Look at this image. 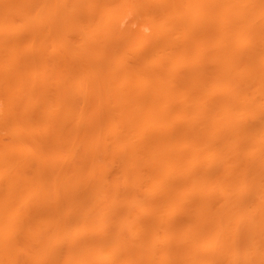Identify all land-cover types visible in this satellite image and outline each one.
<instances>
[{"label": "rangeland", "instance_id": "rangeland-1", "mask_svg": "<svg viewBox=\"0 0 264 264\" xmlns=\"http://www.w3.org/2000/svg\"><path fill=\"white\" fill-rule=\"evenodd\" d=\"M198 1H199V4H198ZM239 1L240 0H238V2ZM241 1L244 2L245 0H241ZM252 1L253 0H249V2L247 1L248 2L247 4L245 2V4H246V5L244 4L245 6L249 5V7H246V8H248V10L246 9L247 11H245V7H243L244 6L243 3H242L243 6L240 4L245 12L243 11L242 8H238L240 6V5H238L240 2L238 4H236L235 7H237L239 11H240V9H242L240 11V13L245 14L244 18H243L244 15L240 14L241 15L240 18H242V20H244V22H242L240 24V27H241L243 32L241 31V29H239L240 32H237V31H239L238 28L236 27L237 25L233 24V26L235 25V27L237 28L236 32L239 33V36L234 34V37H233L232 36L233 32H231L230 33L231 35L229 34L230 37L225 38L226 41H224L223 40L224 38L222 37V40H223V42H222L221 37L218 38L220 34H222V36L224 35L223 34L224 30L222 27L221 28H222L223 32L221 31V29H219V30L217 29L219 31V33H220V31H221V33L218 35L216 33L213 34L211 36L213 39H211V37L208 39L209 36H206V35L204 36L200 33H194L196 35L194 36V34H193V36H191V34L187 33L186 30H184V29H183V31H185V32H182V30L173 29L172 23L170 22L171 19L169 18V15H168V13L170 14V12H172V9L174 10V9L180 8L181 6H182V8H183V6L184 7H193L197 3L196 6L199 7L198 8L199 12L201 11L204 16H207L208 14H210L208 11H211L210 8L212 7L213 3L215 4L217 2V0H0V197H1L0 205H3V203L4 204H9V203L13 204L14 203L15 206L19 207V210L16 211V213L11 214V216H12L11 220H10L11 224L3 225L4 223L2 222V225H1L2 227L4 226V228L2 230L6 231V232H8V231L10 232V230H12L13 233L16 232L15 235H17V239H19V240L16 239L17 243L14 244L15 246H18V247H16V249L12 252L13 260H14L12 262H14V263L10 262L9 264H23V263L24 264H32V263L33 264H74V263L75 264H78V263L81 264L80 259L82 256L86 255V253H87L86 250H88L87 248H90L91 246H93L94 241L96 242V239L93 238L94 237L93 236V229H95L94 230L95 235H97L98 232H100L101 234H104V235L118 232L119 237H123L125 239L124 243L128 244L129 246L131 245L132 241L135 238L133 235L134 230L131 229L132 227L131 228L128 227L131 224L129 218L134 217L132 215H135V214L137 215V212L139 215V210L136 208L138 205H135L134 203H135L136 199H140V194H141V192H140L141 187L140 186L144 185V183H143L144 180H142V178H139L144 173L143 172L144 170L141 169V167L143 168L144 165H143V163L138 162V160H135V161L129 162V164L132 165V166H130V165H128V162L125 159L123 160L122 158L114 157V155L112 153L116 154L115 151H117V150H115L116 148L113 146L117 147V144L113 145V143H111L113 145L112 148H115V149L111 148L110 152L107 151L110 155L106 152H105L106 154L104 153L105 149H103V148H105V147L103 146V144L107 138L104 139L103 137L105 135H106L105 137H108V135H110V134L112 135V132L108 131V128L111 127V125H109V124H112V121H110V123L108 121L109 124H107L106 120H109L110 116L114 115V114H112V115L110 114L108 117L109 119H107V116H108L107 110L112 107L111 105L110 106L106 105V103L109 104L108 101L110 99V97H108L107 95H109V96L112 95L113 96V97L111 96L112 100L114 99V96H115V94L112 92V86L110 83V80L112 79L111 77L116 75V77H113V80L115 79L114 80L115 84H118V83L122 84V82H121L122 78H128L130 81L127 80L128 81L127 83L131 84L132 86L138 84L140 81H143V79L145 82V80H147V81L150 80V79H147L149 77H153V78L156 77V78H154L153 81H151V83L155 86V88H157V87H162V85L164 83L163 80L162 81L159 80L160 78L161 79L164 78V80L166 81V80H168L166 78L167 77L169 78L170 76H172L173 73H174V76H173L174 78H178L179 76H181L183 78L184 76H187V74L189 72L194 71L193 73H195V74H192L193 77H194V75L196 77V73H198L197 77H199V78L196 77V79H194V80H191V81L188 80L189 82H187V80L181 81L178 84L179 86L177 85L175 88L177 95H180V96L183 94L186 95L189 92H191L193 89H195L199 83H200L199 85H201L203 82L207 83L208 88H211L213 85V84H211L212 80H209L210 82H206L205 80L209 79V76H207V73H206V71H207L206 69H208L210 67L209 65L212 64L211 65L212 67L214 65L213 63H210V60H211L210 55L214 54L215 57L217 56L215 54L217 49L215 50V48H214L215 52H213L214 51L213 47H216V42H217L216 48H219V46H221L222 44H224V46H225V42H226V45H228L229 42L227 43V41L230 40V45L233 44L231 42H234V43H235V41L237 42V48H236L237 51H235L236 49H234L236 43H235L234 47H232V45H231L232 48L230 51L231 52L230 57L234 58V62L231 63V61H233V59H232V60H230V63H231L230 64L228 62L229 60H227L228 58L225 61L224 58L227 56L223 55L222 53H225V52L228 54H230V53L225 51V50H224L225 52L224 51L221 52L219 50L220 48L218 49L219 51L217 50L218 51L217 54H219V52H220L223 55V56H221L222 59H220V54L218 55L219 57H216L217 60L215 59L217 62H218V60H220V61L224 60L226 62V63L224 62L225 64H227V62H228V64H227L228 66H227L223 62L219 61L220 64L222 63L221 65H223L224 68H225V66L227 67L229 72L225 71V69H223L222 66H221L222 70H218V67L220 66V64L218 66V63L216 65H214V67L216 66L214 70L209 68L210 69L209 71L213 70L215 72L216 69L220 72L224 71V72H221L224 74V75L222 74L223 77L224 76L225 77L230 76L228 74V73H230L233 76V77H231L232 79H230V80H232L231 84L234 82L232 84L233 87L238 88V89H234V88L233 89L235 91H237V93L240 90V92L242 93V96L244 98L248 97L252 102L255 99L257 101L258 93L260 92L259 91L260 87L258 86L259 87L258 91H257V89H255V87H251L254 83H252L253 81L250 82V79L248 80V78H250L249 75L251 73H253V75L251 74L253 77L250 75L252 78H256V75L258 77L259 76V74H258L259 70H261L260 72H262L264 74V72H263L264 71V32H262L263 34L261 33V29L264 30V26L261 27L262 25H264L263 24L264 22H262V19L260 18L261 16L262 17L264 16L263 15L264 14L263 13L264 12L263 11L264 10V0H254L258 4H256L254 1L253 2ZM255 4H256V8L259 5H260L259 6L260 8L259 7L257 9L254 8ZM252 5H253V7H252ZM258 9L259 10L261 9L262 14L260 13V11ZM236 10H234V11H236ZM255 10H257L258 12ZM257 14H259V15L261 14V15L257 16ZM233 15H234V17H232L233 19L239 17V13H238V17H235V15H237V14H233ZM166 16H168L167 19H166ZM163 17L166 20L165 19L163 20ZM253 17H255V18H253ZM168 18L170 20H168ZM233 19H232V23H236V20L234 22ZM253 19L255 21H253ZM259 19H261V21ZM238 20H240V19H237V21ZM253 22H255V23L253 24ZM202 23L204 24L203 26L206 25V21L202 20ZM261 23H262V25H259ZM236 24H239V23L237 22ZM250 24H252V25H250ZM242 25H243V28L246 29V31L242 28ZM248 25L252 28L255 26V29H257V27L260 26V30L257 29L259 31L260 35L258 32L256 35L255 29H252L255 32L254 33L255 35L252 34L253 31L250 29V27ZM198 26H199V24H198ZM233 26L231 28H228V30L226 29V31H229V32L231 30L233 31V29H235V27L233 28ZM244 26L245 27L248 26L249 27L248 30H251L252 32L250 31L251 32L250 33L247 30L248 27L245 28ZM200 27H201V25H200ZM229 29H231V30H229ZM91 31H93V32H91ZM229 32H226V34L228 35ZM234 33H235V30H234ZM245 33H247V34H245ZM251 34H252V36H251ZM245 35H246V37H245ZM236 36H238L239 38H237ZM243 36H244V38H243ZM258 36H259V39H258ZM240 37L242 38V41H241ZM252 37L254 39H257V40H254ZM157 39H162V41L160 40L161 44L158 46V48L156 47L157 48L156 49V48H154L155 47L154 45H156ZM201 40H203V41H201ZM259 40L260 41L263 40V41H261V43H263V45L262 44L260 45L259 43H257V42H260ZM238 41L241 42V46H243V48L245 47L244 49H241L242 47L238 48L239 47L238 44H240V43H238ZM254 42H256V43H254ZM194 43H196V44H194ZM253 43H254V46H255V44H259L261 46V47L259 46L260 48H257L258 45H256V48L259 52L250 51V49L253 47V46H251V44L253 45ZM206 44H207V46H206ZM212 44H215V46L211 47ZM245 44H247V45H245ZM192 45L194 46V48L196 50L193 48ZM195 45H197V46H195ZM201 47H203V49H204L203 51H201L202 50ZM204 47L205 48L208 47V48L205 49ZM209 47H211L212 51H211V49L209 50ZM223 47H221L222 50H223ZM207 49H208V51H206ZM238 49H240L241 51ZM155 50H157V51H155ZM242 50L244 52H242ZM239 51L242 52V54L239 53ZM245 51H247V52H245ZM154 52H156V54H157V56H156L157 60L155 58L153 59V57H155ZM136 53H138V54H136ZM244 53L245 54L247 53V56L249 55L248 58ZM204 54H206V55H204ZM238 54L239 55L241 54V56H239ZM236 55H237V57H236ZM230 57H229V59H230ZM249 57H251V59ZM212 58H213V55H212ZM206 59H208L209 61ZM249 59H250V61H248ZM155 61H157V62H155ZM201 61H202V64H201ZM213 62L215 63V61H213ZM203 63H205L204 66H206V67L209 64L208 65L209 67L208 68L204 67ZM250 63H251V66L249 65ZM232 64H234L235 66ZM239 64H241V65H239ZM258 64L261 66H259ZM257 65L259 67H257ZM232 66H234V67H232ZM120 67H122V68H120ZM158 67L161 68L160 69L161 72L157 69ZM202 67L206 68V69H204L206 74L205 73L204 74L207 76V78L206 77L202 78V74H203L202 72L204 71V70H202ZM255 67H257V68L255 69ZM258 68H260V69H258ZM116 69L117 70L119 69V70L117 71ZM120 69H122V70H120ZM242 69H244V70H242ZM199 70L202 71L201 72L202 74L200 73L201 76L199 75V72H200ZM197 71H199V72H197ZM214 72H212V74L216 75V73H214ZM220 72L219 73L217 72V73L221 74ZM177 74H178V76H177ZM218 74L216 76L219 78ZM254 74H255V77H254ZM263 74H261V76L258 78H263V76H262ZM130 75H131V77H130ZM188 75L190 76L191 74H188ZM192 75L190 76V78H193ZM162 76H163V78H162ZM210 77H211V75H210ZM213 77L216 78L214 75H212L211 78L213 79ZM75 78H77V79H75ZM101 78L103 80L107 78L106 81H108V82H106V84L108 86L106 84L104 86V82L102 81ZM137 78L138 79L142 78V80L140 79V81H139ZM170 78H172V77H170ZM187 78H188V76H187ZM81 79H82V81H81ZM100 79H101V81H100ZM96 80H97V82H96ZM99 81L103 84V85L101 84L102 86L100 85ZM205 83H203V84H205ZM145 84H147V83H145ZM95 86L98 89L100 88L99 86H101V87L104 86L103 88H105V89L107 88L106 90L100 88V89L104 90L103 93H104V96H106V98L103 97V99H102L103 101H101V104L104 105L103 107L100 106L101 104L99 103L98 100H96V99L101 100V97L103 96V94L100 95V92H98V89H96ZM149 86H150V84H149ZM154 86H153V88H154ZM147 87H148V85H147ZM215 87L217 89L218 87H220V84H219V86H214L209 91L210 92L216 91ZM220 89H221V87H220ZM77 90H79V91H77ZM94 90L97 91V93L94 92ZM135 90H137V89L135 88ZM93 92H94V95L97 94L101 97L98 98L99 96L96 95L97 98L95 99ZM240 92L238 94H240ZM252 92H254V93H252ZM171 94H172V92H171ZM10 95H12V96H10ZM177 95L175 94L173 96L175 97ZM185 95H184V97H185ZM173 96L170 95V97L172 99L174 98ZM187 96H189V95H187ZM66 97H68L69 99ZM189 97H191V96H189ZM180 98H179V100H183V101H181L179 103L183 102L184 104L187 105V102H189L188 106H187V107H189L188 108L189 114L197 115V114L201 113L202 111H203L202 113H204V111H206L205 109L200 111L199 108H197L200 106L198 105L196 107L195 103H193L192 101H188L190 99L186 98L185 101H187V102H184V99H180ZM248 98L246 99L247 101H248ZM116 99H114V103L116 102ZM175 99L177 100V97H175L174 100ZM191 99H192V97H191ZM79 100H80V102H79ZM104 100L106 101L105 103H104ZM112 100L110 99L111 102H112ZM171 100H170L171 103L176 101V100L175 101L174 100L171 101ZM179 100H177L176 102L178 103ZM67 102H69V103H67ZM263 103H264V100H263ZM55 105H56V107H55ZM63 105H65V106H63ZM186 105H185V107H186ZM114 106H115V104H113V107ZM230 107H231V104L229 105L228 111L230 110L229 113H230V115L232 114L231 115L232 117L234 115L233 122L234 123L236 122L235 124L238 126V125H240V124H238V123H240V120H238L237 118H239V115H241L242 113L240 114L239 112H237L238 110L233 109L231 107L233 109L232 110ZM86 108L87 109L89 108V110H87ZM84 109H85V111L87 110L88 114L87 113L83 114ZM209 109H210V106H209ZM263 109H264V107H263ZM67 110H69V112H67V113H70L69 114L70 116L69 115L67 116V113H64ZM74 110L75 111L77 110V111L75 112ZM93 110L96 112L98 110L99 111L96 113ZM231 110L232 111L235 110L234 113H232ZM71 111H73L75 114L78 113L77 118L75 116L71 117L72 114L75 115ZM92 112L95 114L94 118H93ZM159 112L161 113V112H165V111L162 110ZM54 113H57L56 117H55ZM177 113L178 112L176 111L175 114H177ZM251 113H252V115H251ZM256 113L257 112H255L253 110L250 113L248 112V114H250V115L246 114L244 116H246L245 118L248 119L247 124H248L250 133L251 134L254 133L255 135L259 136L260 134L264 133V124H262V123H264V119H263L264 116L261 115L262 113L261 114L259 113L261 115V118H259L260 117V116H258L259 114H256ZM65 114L67 117L72 118L73 121H75L77 119V121H75L76 123L75 122L74 123L78 126V129L81 127H83V129L81 128V130L79 129V131H77L78 129H75L76 131H74L72 129V127L74 128L75 126L70 125V124L74 125V123L72 122V120L71 121L68 120L69 118L67 119ZM96 114H97V116L101 117L100 120H103L102 121L103 129L99 127L100 128L99 129L100 132H99L98 129H95L96 126L95 127L93 126L94 129H93V127H91V128L93 129V132L94 131L96 132V130H98L97 131L98 135H96V136L97 137L100 136V138L102 137L104 141L99 138L101 140V142H99L100 140H98V138L94 137L99 142L98 146H97L98 142L95 143L96 141L94 138L93 139L95 141L94 143L96 144V146L95 145L91 146L89 144V142H88V144L90 146L88 144H86L87 146H83V143L85 144L87 142V141L85 142V140L83 139L86 136L85 135L83 137V134L85 133V131H83V130L86 127L87 128L90 127L89 125L92 126V124L93 125L95 124L92 122V119L93 120L96 119V117H97ZM178 114L175 115V119L177 118ZM138 115H139V113H137L136 116L138 117ZM142 115H143V113H142ZM142 115H139V118L144 117ZM151 116H153V115H151ZM247 116H249V118ZM256 116H258V117H256ZM113 117H115V115ZM113 117H111V118L113 119ZM180 117H181V115L179 114L178 118L180 119ZM73 118H76V119H73ZM117 118H118V115H117ZM120 118L126 119L125 117H122V116H120ZM151 118H153V117H151ZM157 118H158L157 122H152L154 119L152 120L150 118H148L146 120L147 121L150 120L151 123L154 124V123H158V121L160 120L159 115L155 119H157ZM235 118H236V120H235ZM255 118L258 120L255 121ZM97 119H98V117H97ZM124 119L122 120V122L124 121L123 123L120 121L121 124L129 122L128 119L126 122ZM134 119H136V118H134ZM137 119L135 120L136 122H137ZM162 119L163 118H161V120ZM90 120H91L92 124H91ZM113 120H115V119H113ZM117 120H115V121H117L119 124V120H121V119H117ZM142 120H144V119H142ZM161 120H160V122H161ZM249 120H252V121H249ZM61 121H63V122L61 123ZM69 121H70V123H69ZM150 121H148V122L150 123ZM154 121H156V120H154ZM241 121H242V119H241ZM84 122H87V123L90 122V124L87 125ZM176 122H177V119H176L175 123ZM162 123H163V121H162ZM84 124H85V127H84ZM99 124L101 126V123H99ZM60 126H62V127H60ZM98 126L99 125H97V127ZM106 127H108V128H106ZM91 128L90 129L88 128V129L91 131L92 130ZM235 128H233V130ZM260 128H262V129H260ZM110 130L112 131L113 129L110 128ZM233 130H231V131H233ZM236 130L237 129L234 130L235 132H231V131L230 132L237 134L239 132V130L237 132H236ZM246 130H248V129H246ZM249 131H246V132H249ZM109 132H110V134H109ZM114 132L115 131L113 130V133ZM225 132L226 131H223L224 134H225ZM94 133L92 135L95 136L96 133L95 134ZM102 133H104L103 134L104 136L101 135ZM116 133L117 132H115L114 135ZM239 133H240L239 135L246 134L245 132L244 133L239 132ZM56 134H58V135H56ZM91 134H89V132H88V134H87L88 138H91V136H92ZM114 135L111 136L112 137V139L110 140L111 142L113 141L114 137L117 139V137ZM225 135L229 136V135H227V133ZM221 136H223V135L221 134ZM231 136L234 137L235 139H238V136H236L237 138L235 137V135L233 136V134H231ZM231 136H229V137L231 138ZM260 136H262V135H260ZM246 137H249V136H246ZM241 138H242V136H241ZM244 138L245 137H243V140H244ZM57 139H59L60 142ZM85 139H87V138L85 137ZM116 139H115V141H113L114 143H118V142H116ZM133 139H135V138H133ZM226 139H227V137L225 138V140ZM245 139H248V138H245ZM262 139H264V136ZM91 140H92V138H91ZM118 140H120V139H118ZM240 140L239 139L237 140L239 145H240ZM243 140H241V144L242 143L244 144ZM256 140L259 141L260 139L258 138ZM106 141H105V143H108V141L107 142ZM140 141H142V140H140ZM140 141L136 140L135 142L140 143ZM56 142H57V145H56ZM62 142H64V144ZM81 142H83V143L81 144ZM92 142L90 141V143H92ZM135 142L132 141V143H134V144H135ZM231 142L235 143L236 141L231 140ZM247 142H245V143H247ZM222 143H223V141H222ZM255 143H254V145H256ZM235 144H237V142ZM78 145H79V147H78ZM244 145H246V144H244ZM257 145H259V144H257ZM100 146L101 147L103 146V147L101 148ZM136 146H138V145H136ZM222 146L224 148H226L227 144L223 143V145L221 144V147ZM250 146H251V144L248 146V148ZM90 147H93V148L91 149ZM95 147H96V149H95ZM223 147H222V149H223ZM253 147H251V148H253ZM259 147H260V145L258 147L256 146V148H258V149H259ZM227 148H229V147H227ZM248 148L246 147V149H248ZM219 149L221 150V148H219ZM88 150L90 151V153ZM112 150H113V152H112ZM263 150H264V147L261 150H259L260 153H258L259 152L258 150H257L258 152L256 150L255 151L257 154L260 155L261 151H263ZM226 151L227 150L225 149V152ZM263 152L261 154L262 156H264ZM222 153H224L223 150H222ZM98 154L100 156H98ZM13 155L16 156L17 159H15V160L12 159L13 160L12 161L10 157ZM216 155H219V153ZM8 156H9V158H8ZM52 156H53V158H52ZM69 157H70V159H69ZM261 157H259V158H261ZM29 158H31V159H29ZM108 158H109V160H108ZM68 159L71 161H69ZM85 159H86V161H85ZM161 161H162L161 158H158V162L162 163ZM179 161L176 163V165H177L176 167L178 168V170H180L179 173L181 172V174H182V169H184L183 170V173H184L185 170H187V167L182 166L181 159ZM6 162H9V163L6 164ZM58 162L59 163L62 162L64 164L69 163L70 165L72 164L74 169L69 168L70 170H72V171H69L70 173L65 172V173H62L60 175L59 174L55 175V177L57 176L56 178L54 177V175H50L49 173L48 174H43V173L39 174L37 171V169L40 167L42 168L43 165L44 166H49V165L51 166L53 163L57 164ZM69 164L67 166H70ZM74 165L76 168L74 167ZM138 165H140V166H138ZM263 165H264V163H263ZM102 166H103V168H102ZM96 167H98V168H96ZM262 167H261V169H262ZM128 168H129V170H125ZM42 169H45V168H42ZM136 170H137V172H136ZM217 170H218V167H217ZM261 171H263V170H261ZM74 172L76 174H74ZM79 173L81 175H79ZM219 173H220V171H219ZM134 174L136 177L134 176ZM139 174H142V175L139 176ZM230 174L229 173L226 174V176L229 175L226 178L221 176L222 178L219 179V177H218L217 181L219 180V182H221V180L224 178L221 183L224 182L223 185H225V183L227 185L231 184V187H233L234 184H236V182H238L237 179L240 180V178L236 179V177H239V176H237L238 172H237V175H233L234 173L233 174L230 173ZM63 175H66V176H63ZM90 175H91V177H90ZM221 175L224 176V174H221ZM94 177L96 178L95 181L93 180V179H95ZM97 177H98V179H97ZM11 178H12V180H11ZM23 178H24V181H23ZM60 179L62 182L60 181ZM225 179L227 181H225ZM250 179H251V177H250ZM250 179H249L250 184H252L251 187H253L254 184L256 183L255 182L256 180L255 181L253 180L255 182L254 183ZM203 180H206V178H203ZM244 180H245V182H247L248 179H244ZM64 181L67 184H65ZM228 181H230V182H228ZM215 182L216 181L214 180V184H215ZM240 182L241 183L243 182L242 179L240 180ZM261 182L264 183V181L261 180L259 182L260 185H261ZM24 183H26V184H24ZM77 183L79 185H77ZM221 183H219L218 185H220ZM259 183H257V186L259 188H257L256 185L253 187V189L254 188L257 189V190L254 189L256 191L255 192L256 194L254 193V191L251 187L250 188L252 190H250V191L252 192V194L250 193V191H249V193H250L249 194L247 189H243L244 194L248 193L247 195H250L251 199H253L254 197H256L258 199L260 197V196H257V194L259 193L258 191L261 192V190H258V189H260L264 185L262 183L263 185L260 187ZM63 184L65 187L63 186ZM216 185L217 184H215V187H216ZM227 185L222 186V187L225 188ZM241 185H244V182ZM246 185H245V187H243V186L242 187L243 188L248 187V182L246 183ZM29 186H31V188ZM187 186L189 187L190 184L189 185L187 184ZM187 186H186V188H188ZM84 187H85V189H84ZM222 187L221 188L219 187V188L222 189ZM227 187L229 188L230 186L228 185ZM231 187L229 189L225 188L226 192L229 193L230 190H232L234 188L237 192L239 191V190H237L236 187H233V188H231ZM117 188L120 190V193H118V195L116 196L114 191ZM219 188H217V189L220 190ZM250 188L248 187V189H250ZM262 188H264V186ZM18 189H19V191H18ZM217 189H215L216 192H217ZM8 190H10V192H8ZM41 190L43 191V193ZM101 190H103V191H101ZM235 190L232 191V195L235 192L234 195L238 194V196L236 195V197H238L240 199L239 195L241 194V192L237 193ZM20 191L22 192V194L20 193ZM32 191H34V192H32ZM38 191H40V192H38ZM153 191H155V189ZM186 191L189 192V194H190L191 193L190 187ZM186 191H183V192L187 193ZM243 191H242L241 195L244 196ZM262 191H263V189H262ZM4 192H6V194ZM46 192H47V194H46ZM218 192H221V190ZM23 193H25L24 196H23ZM32 193H33V195H32ZM253 193L255 195H253ZM251 195H253V198ZM260 195H264V193L260 194ZM91 196H92V198H90ZM141 196H143V195H141ZM27 197L29 198V200ZM101 197H102V199H101ZM236 197L233 196L232 198L237 199ZM247 197H249V196H247ZM250 197H249V199H250ZM86 198H88V199H86ZM241 198H243V197H241ZM246 198H244L245 199L244 201L234 200L231 198H230V200H234L235 203L237 201V203H238V204L236 203L237 205L240 204L241 206H243L244 205L243 202H245L247 200ZM262 198L264 199V196H261L260 199H258V201L256 199L257 202L254 204H256V206L257 205L259 206L258 202ZM78 199H80V200H78ZM99 200L102 201L103 207L105 205H107V208H105L106 206L103 208L104 211H102V209H101L100 214H99V210H98L99 209L98 208L99 207V205H98ZM114 200L116 202L121 200V202L125 205V209L122 211H119L118 213L114 212L115 211V207H114L115 202H111ZM262 200H261V202H262ZM1 201H2V203H1ZM95 201L98 203H96ZM247 201H249V200H247ZM22 202H23V204H22ZM249 202L253 203L254 201H249ZM95 203H96V205H94ZM109 203H111V205ZM112 203H114V204H112ZM230 203L233 204V202L230 201L229 205L227 204V210H228V206L231 205ZM252 203L251 204L249 203V204L252 205ZM19 204L20 205L22 204L21 209H20ZM249 204H246V205H249ZM254 204H253V206H251V208H250V205H249V207L247 206V208L245 205L243 207L244 209L241 208L240 205H239L240 207L235 205L236 207H238L237 212H238L239 208L241 209V211H239V212H242V213H243L242 210H245V209L248 210L247 213H244V214H247L246 217L240 218V216H239V218L245 220V222H246V219L249 220L248 218H250V217H251L250 219H253L255 216H258V212L255 211V213H257V214L254 217H252V215H254V214L251 213V210L253 209V207H255V209H256V206ZM112 205L114 207L113 208L114 211L111 208ZM233 205H231L230 207H233ZM95 206L97 207V209ZM39 208H41V209H39ZM26 209H27V211H26ZM149 209L151 210V207ZM39 210H40V212H39ZM225 210H226V208H225ZM227 210H226V212H227ZM230 210H232V209H230ZM235 210H236V208H234L232 211L236 212ZM91 212H92V214H91ZM140 212H142L141 209H140ZM234 212H232V214ZM244 212H246V211H244ZM18 213H19V215H18ZM80 213L83 215H81ZM126 213H127V215H126ZM143 213H145V212L140 213V215L141 214L143 215ZM228 213H229V215L228 214H226V215L229 217L231 215L229 210H228ZM236 213H234V214H236ZM248 213L250 214V216L248 215ZM93 214H95L96 216L95 215L93 216ZM233 215H231V216H233ZM240 215H241V213H240ZM14 216L17 218V220H15L16 218ZM83 216H84V218H83ZM236 216H234V219L236 217L235 221L237 222V221H239V219H237L238 215H236ZM80 217H82V218H80ZM96 217H97V219H96ZM48 218H50V220ZM85 218H86V220H85ZM125 218H127L128 220ZM263 218H264V216H263ZM81 219H83V220H81ZM90 219H91V221H89ZM100 219H101V221H100ZM230 219H231V217H230ZM239 222L241 223V221H239ZM245 222H243V224H244L243 226L245 227V229H247L249 227V225H247V222L246 223ZM249 222L251 223V222H253V220H249ZM88 224L90 225V227ZM260 224H261V222H260ZM42 225H43V227L41 228ZM123 225H125V226H123ZM245 225L248 227L246 228ZM258 225L259 224H257V226ZM261 225L264 228V224H261ZM261 225H260V229L255 225L253 230L254 229L256 230V228H257V231L258 230L260 231L261 227H262ZM5 226H8V228ZM9 226L12 229H10ZM186 226H188V225H186ZM238 226L240 227V225H238ZM162 227H164V226L156 227V228H158V229L155 228L156 230L151 228L150 233H152V234H150V235H154L152 237L153 239L156 238L155 240H161L163 238H167V240L173 239L172 241H174L177 233L182 231L185 228V226H184V228L179 226L180 229L182 228V230H180L176 233L177 228H175L174 226L173 227L175 230L173 228H170V227H169L170 229H168V226H167V228H165L166 227L165 226L164 227L165 229L163 228L164 230L159 229ZM219 227H220V230L223 227L227 228L226 225L225 226L223 225L222 227L219 225L218 228ZM244 227H242V229H244ZM187 228L188 227H186L185 229H187ZM223 229H222V231L225 230V229L224 230ZM242 229L240 228V230H242ZM87 230H88V232H87ZM101 230H102V232H101ZM152 230H153V232H151ZM177 230H179V229H177ZM229 230H231V229H229V228L226 229L224 231V233L221 234V236L219 235L220 236L219 237V236H217L218 234H216V231L219 232V229L214 228V231L211 234V237L212 238L216 237L217 239H218V237L222 238L224 236L223 234H225L226 231L228 232L227 234H229V235H225V236H227V237L230 236V238L231 237L234 238V236H235L234 240L231 239L233 241H230V239H229V241L232 243L236 242L237 247L234 246L235 244L231 245V247L232 246H234V248L236 247L235 249L232 248L234 250V253L236 254L235 256L230 255V253L233 252V250H231L230 253L227 252V253H229L227 255V254H225L226 252L222 253L223 252L222 247H219V248H221V251L218 254L219 256L217 255L218 256L217 260L219 259L220 256L224 257V259L221 258V260L215 261V259H214L215 257H213V256L212 257H213L214 261L211 260V258L209 259L206 256L204 258L201 257L199 259V256H201V255H199L196 257L201 261L197 262V260H196V262L199 264H205V263L206 264H232L233 261L234 262L237 261L238 264H247V263L248 264H264V263H262V262H264V261H262L264 259L262 257H264V256L261 257V253L264 251V247H262L264 245V241H263L264 239L263 240L259 239V241H257V242L255 241L256 244H258L260 241H263V242H261L263 245L262 244H260L262 246L259 245L263 249V251H261V253L259 255L261 257V259H260L261 261L257 259V261H258L257 262L256 260L254 261V259H256V256H257V258H259V256H258L259 253L257 251L256 252L258 254H256V252H254V254H255V255L253 254L254 258L253 259L250 258V257H252L251 256L252 252L250 255V251H253V250H249V249H251V248L254 249L255 248L254 246H256V249H254V250L258 249L257 245H254L255 243L253 241L252 242L254 244L249 241V239L251 237L246 236L247 234H245V236L248 238L244 239L243 238L244 234L242 233V236H243L242 238L244 239L243 240L241 238V234H240L241 231L240 230L238 233L240 236H236L235 235L236 233L233 236H231V232L229 233ZM119 231H121V232H119ZM242 231H244V230H242ZM172 232L173 233L175 232V233L172 234ZM33 233H34V235H33ZM120 233H121V235H120ZM256 233H258V232H256ZM256 233L252 234V236H254ZM259 233H260V235H262L261 231ZM259 233L257 234L259 237H257V235L254 236V237H257L256 240H258V238H261ZM263 233H264V230H263ZM118 235H115V236H118ZM25 236L26 237L28 236L27 239H24ZM132 237L134 239H132ZM238 237H240V240H237V239H239ZM262 237H264V236H262ZM92 238L95 240H93ZM205 238H207V237H205ZM91 239L93 240V242ZM215 239H213V242H215ZM226 239L227 238L225 237V240ZM88 240H90V241H88ZM202 240H204V238ZM202 240L201 239L199 240L197 247L198 246H199V248L204 247L205 244L203 245L201 243H205V242ZM235 240H237V241H235ZM245 240H247V241H245ZM217 241H220V239H218ZM221 241H224V239H221ZM230 242H228V239H227V244L225 242L226 245L224 248H226V249L229 248ZM245 242L247 244H249L250 247H248V245H246ZM56 243H57L58 248L56 250H54V252H53V250L51 248L49 249V247L53 244H56ZM91 243H92V245H91ZM219 243L215 242L214 246L216 244L218 245ZM250 243H251V245L253 244V247H251ZM43 245H44V247H43ZM97 247L98 246H95L96 250L100 249L99 247L98 248ZM217 247H216V250H218ZM64 249H65V251H64ZM67 249H68V251H67ZM230 249H229V251H230ZM259 249H258V251H259ZM50 250L52 251V254H50L51 253ZM70 250H71V252H70ZM242 250H244V252L245 251L246 252L244 253ZM83 251H85V252H83ZM18 252H20V253H18ZM174 252L170 251V253H174ZM102 253H104L103 250L102 251L99 250L98 256L100 257L102 255ZM234 253H231V254H234ZM167 254L170 257L171 256L173 257V255L174 256L176 255L175 253L172 255L171 254L169 255V253H167ZM204 255H207V254H204ZM164 256H166V255H164ZM168 256H166V258H164V257L163 258L167 259ZM225 256H226V258H225ZM231 256L234 260L231 258ZM170 257L168 258L169 260L172 258V257L171 258ZM175 257H176V260H175V263H176L177 261H179V259L177 258V255ZM227 257H228V260H227ZM238 257H240L239 260H238ZM173 258H172V260H173ZM195 258H194V260H195ZM229 258H231V259H229ZM245 258L248 260V262ZM70 259H71V261H70ZM109 259H111V256L109 257V255H108V256L104 257L103 260H101V262L99 261V264H102L104 262H105L104 264H106L109 261ZM229 260L230 261L233 260L232 263L229 262ZM250 260H252V261H250ZM65 261H66V263H65ZM182 261H184V260H182ZM182 261H180L178 264H180ZM202 261H204V263ZM210 261H212V262H210ZM160 262L157 263V260H156V262H154L153 264H156V263L159 264ZM167 262L170 264H172V262H173V264H175L174 261H172V262L167 261ZM259 262H261V263H259ZM183 263H185V261ZM86 264H88V263H86ZM160 264H162V262Z\"/></svg>", "mask_w": 264, "mask_h": 264}, {"label": "bare ground", "instance_id": "bare-ground-1", "mask_svg": "<svg viewBox=\"0 0 264 264\" xmlns=\"http://www.w3.org/2000/svg\"><path fill=\"white\" fill-rule=\"evenodd\" d=\"M241 1V0H240ZM239 1V2H240ZM248 2H249V0H247ZM246 0L244 1V2H238V0H217V2L214 4L213 3V5H212V7L210 8L211 9V11H208L210 14H208L207 16H204L203 14H202V12L200 11L199 12V10H198V6H196L197 5V3H196V5L195 6H193V7H184L183 6V8H182V6L180 7V8H177V9H172V12H170V14L168 13V15H169V18L171 19H169L168 18V20H170V22L172 23V26H173V29H176V30H182V32H185V31H183V29L184 30H186V32L187 33H189V34H191V36H193V34L194 33H200V34H202V35H206V36H209L208 37V39L213 35V34H220L221 33V31L223 32V30H224V32H223V36H222V34H220L219 35V37L218 38H220L221 37V40H222V37L224 38L223 40L224 41H226V39L225 38H229L230 36H229V34L231 33V32H233L232 34V36L234 37V34H236V35H238L239 36V33H237V32H240V30L239 29H241V27H240V24L242 23V22H244V20H242V18H240V14H242V13H240V11L243 9L242 8V6L245 4V2H246V4L248 3ZM254 1V0H253ZM252 1V2H253ZM255 2V1H254ZM239 3V4H238ZM242 3H243V5H242ZM256 3V2H255ZM260 3V2H259ZM198 4H199V1H198ZM236 4H238V5H240L238 8H242V9H240V11L238 10V8L237 7H235L236 6ZM245 4V5H246ZM256 4H258V3H256ZM256 4H255V7L254 8H256ZM193 5V4H192ZM191 5V6H192ZM237 5V6H238ZM243 6V7H245V11H247L248 10V8H246V7H249V5L248 6ZM203 6V5H202ZM234 6V7H233ZM260 6V5H259ZM259 6H257V8L259 7ZM252 7H253V5H252ZM251 7V8H252ZM202 8V7H201ZM237 10H236V9ZM256 8V9H257ZM260 8V7H259ZM164 9V8H163ZM182 9V10H181ZM247 9V10H246ZM179 10V11H178ZM234 10H236V11H234ZM259 10V9H258ZM166 11V10H165ZM205 11V10H204ZM239 11V12H238ZM243 11H244V9H243ZM244 11V12H245ZM255 11H257V10H255ZM260 11V13L262 14V12H261V9L259 10ZM264 11V10H263ZM236 12V13H235ZM250 12V11H249ZM258 12V11H257ZM238 13H239V17H238ZM256 13V12H255ZM264 13V12H263ZM233 14H237V15H235V17H238V18H235V19H233L232 17H234V15ZM260 14V15H261ZM206 15V14H205ZM242 15H244L243 16V18L245 17V14H242ZM247 15V14H246ZM259 14H257V16H260ZM264 15V14H263ZM204 16V17H203ZM167 17L168 16H166V19H167ZM206 17V18H205ZM253 18H255V17H253ZM261 19H262V22H264V16L262 17H260ZM165 18L163 17V20H164ZM165 19V20H166ZM232 19L234 20V22H235V20H236V23L238 22L239 24H236V23H232ZM237 19H240V20H238L237 21ZM250 19V18H249ZM261 19H259L260 21H261ZM202 20L203 21H206V25L205 26H203L204 24L202 23ZM242 20V21H241ZM241 21V22H240ZM249 21V20H248ZM253 21H255L254 19H253ZM251 22V21H250ZM257 22V21H256ZM202 23V24H201ZM252 23V22H251ZM255 22H253V24H254ZM54 24V23H53ZM198 24H199V26H198ZM233 24H235V25H237L236 27L238 28V30L239 31H237L236 32V27H235V25L233 26ZM244 24V23H243ZM264 24V23H263ZM200 25H201V27H200ZM222 25V26H221ZM250 25H252V24H250ZM259 25H262V23L261 24H259ZM233 26V28L235 27V29H233V31L231 30V29H229V30H231L230 32L229 31H226V29L228 30V28H231ZM249 26V25H248ZM248 26H246V27H248ZM254 26V25H253ZM264 25H262L261 27H263ZM54 27V26H53ZM223 28V30H222V28ZM245 27V26H244ZM245 27V28H246ZM250 27V26H249ZM249 27L247 28V30L249 29ZM225 28V29H224ZM242 28H243V25H242ZM219 29H221V31H220V33H219V31L218 30ZM244 29V28H243ZM250 29L252 30V29H255V26L252 28V27H250ZM257 29L258 30H260V26H258L257 27ZM257 29H255V32H256V35H257V32L259 33V31L257 30ZM218 32H217V31ZM234 30H235V33H234ZM245 31H246V29H244ZM251 30H248L249 32L251 31ZM257 30V31H256ZM229 32L228 33V35L226 34V32ZM241 31H242V29H241ZM253 31V30H252ZM251 31V32H252ZM91 32H93V31H91ZM243 32V31H242ZM250 32V33H251ZM254 31H253V33L252 34H254L255 33ZM262 32H264V30H262L261 29V33ZM89 33V32H88ZM91 34V33H90ZM116 34V33H115ZM245 34H247V33H245ZM249 34V33H248ZM252 34H251V36H252ZM263 34V33H262ZM196 34H194V36H195ZM199 35V34H198ZM197 35V36H198ZM231 35V34H230ZM250 35V34H249ZM255 35V34H254ZM259 35H260V33H259ZM238 36H236L237 38H239ZM250 36V37H251ZM245 37H246V35H245ZM88 38V37H87ZM192 38V37H191ZM243 38H244V36H243ZM253 38V37H252ZM263 38V37H262ZM196 39V38H195ZM198 39V38H197ZM202 39V38H201ZM207 39V40H208ZM211 39H213L212 37H211ZM240 39H241V41H242V38L240 37ZM254 39V38H253ZM258 39H259V36H258ZM162 41V39H157V41H156V45H154L155 47L154 48H158V46L161 44V41ZM190 40V39H189ZM205 40V39H204ZM220 40V39H219ZM220 40V41H221ZM223 40H222V42H223ZM239 40V39H238ZM254 40H257V39H254ZM86 41V40H85ZM191 41V40H190ZM197 41V40H196ZM201 41H203V40H201ZM249 41V40H248ZM260 41V40H259ZM261 41H263V40H261ZM261 41L260 42H257V43H259L260 45L262 44L263 45V43H261ZM87 42V41H86ZM143 42V41H142ZM160 42V43H159ZM186 42V41H185ZM184 42V43H185ZM209 42V41H208ZM229 42V46L228 45H226V42H225V46H224V44H220L221 46H219V48H216L217 47V42H216V47H213V50H214V48H215V50L217 49H219L221 52L222 51H227V52H229L230 54H228V53H226L225 51V53H222L223 55H226L227 57H223L224 58V60L226 61V59L227 60H229L228 62L230 63V60H232L233 59V61H231V63L232 62H234V58H232V57H230L231 56V48L232 47H234V45H235V43H236V45H235V48L234 49H236L237 48V42L235 41V43L234 42H231V43H233V44H231L232 45V47H231V45H230V40H228L227 41V43ZM256 42H254V43H256ZM189 43V42H188ZM205 43V42H204ZM214 43V42H213ZM238 43H240V44H238V48H240V47H242L241 49H244L243 48V46H241V42H239L238 41ZM254 43H253V45L251 44V46H253L251 49H250V51H256V52H259L258 50H257V48H260L261 46L259 45V44H255V46H254ZM194 44H196V43H194ZM199 44V43H198ZM150 45V44H149ZM204 45V44H203ZM245 45H247V44H245ZM256 45H258L257 46V48H256ZM90 46V45H89ZM136 46V45H135ZM191 46V45H190ZM193 46V45H192ZM195 46H197V45H195ZM200 46V45H199ZM206 46H207V44H206ZM210 46V45H209ZM212 46H215V44H212L211 45V47ZM224 46V47H223ZM250 46V47H251ZM260 46V47H259ZM211 47H209V50L211 49ZM221 47H223V50L221 49ZM156 48V49H157ZM189 48V47H188ZM193 48H194V46H193ZM198 48V47H197ZM205 48V47H204ZM206 48H208V47H206ZM205 48V49H206ZM135 49V48H134ZM137 49V48H136ZM153 49V48H152ZM195 49V48H194ZM201 51H203L204 49H203V47H201ZM88 50V49H87ZM196 50V49H195ZM215 50L213 51V52H215ZM216 50V57H219L218 55L220 54V59H222L221 58V56H223L220 52H219V54H217L218 53V51ZM238 50H240V49H238ZM155 51H157V50H155ZM206 51H208V49L206 50ZM211 51H212V49H211ZM235 51H237V49L235 50ZM241 51V50H240ZM239 51V53H241L242 54V52H244L243 50H242V52H240ZM248 51V50H247ZM247 51H245V52H247ZM262 51V50H261ZM212 52V53H213ZM155 54V57H153V59L155 58L156 60H157V54H156V52H154ZM190 53V52H189ZM201 53V52H200ZM211 53V52H210ZM249 53V52H248ZM254 53V52H253ZM71 54V53H70ZM101 54V53H100ZM136 54H138V53H136ZM198 54V53H197ZM203 54V53H202ZM208 54V53H207ZM229 56H228V55ZM241 54L239 55V56H241ZM245 54V53H244ZM104 55V54H103ZM152 55V54H151ZM194 55V54H193ZM204 55H206V54H204ZM210 55V54H209ZM212 55H213V58H212ZM246 56H247V53L245 54ZM199 56V55H198ZM202 56V55H201ZM238 56V57H239ZM245 56V57H246ZM249 56V55H248ZM248 56H247V58H248ZM195 57V56H194ZM200 57V56H199ZM207 57V56H206ZM215 55L214 54H211L210 55V58H211V60H210V63H213L214 65H216L217 63H218V66H219V61L220 60H218V62L216 61L217 60V58L215 57ZM229 57H230V59H229ZM235 57V56H234ZM236 57H237V55H236ZM104 58V57H103ZM203 58V57H202ZM246 58V59H247ZM250 59H251V57H249ZM107 59V58H106ZM198 59V58H197ZM204 59V58H203ZM214 59V60H213ZM216 59V60H215ZM245 59V60H246ZM250 59L248 60V61H250ZM258 59V58H257ZM114 60V59H113ZM206 60H208V59H206ZM215 61V63L213 62V61ZM224 60H221L220 62H225ZM259 60V59H258ZM108 61V60H107ZM159 61V60H158ZM209 61V60H208ZM253 61V60H252ZM155 62H157V61H155ZM154 62V63H155ZM195 62V61H194ZM228 62H227V64H228ZM257 62V61H256ZM134 63V62H133ZM200 63V62H199ZM226 63V62H225ZM224 63V64H225ZM230 63V64H231ZM252 63V62H251ZM251 63L249 64L250 66H251ZM258 63V62H257ZM99 64V63H98ZM103 64V63H102ZM106 64V63H105ZM145 64V63H144ZM201 64H202V61H201ZM204 64L205 63H203V66H204ZM222 64V63H221ZM220 64V66L218 67V70H222V68L223 69H225V71H227V72H229V70L227 69V67L225 66V68H224V66L223 65H221ZM227 64H225V65H227ZM229 64V65H230ZM243 64V63H242ZM247 64V63H246ZM149 65V64H148ZM209 65V64H208ZM207 65V67L206 66H204V67H206V68H208L209 66V68L210 69H215V67H214V65H213V67L211 66V65H209L208 66ZM232 65H234V64H232ZM239 65H241V64H239ZM259 65V64H258ZM257 65V67H259V66H261V65H259L258 66ZM105 66V65H104ZM110 66V65H109ZM119 66V65H118ZM221 66H222V68H221ZM228 66V65H227ZM231 66V65H230ZM229 66V67H230ZM235 66V65H234ZM234 66H232V67H234ZM256 66V65H255ZM102 67V66H101ZM231 67V68H232ZM241 67V66H240ZM257 67H255V69L257 68ZM78 68V67H77ZM108 68V67H107ZM114 68V67H113ZM120 68H122V67H120ZM206 68H203L202 67V70H204V69H206ZM206 69L207 71H206V73H207V76H209V79H206L205 81L206 82H210L209 80H212V83L211 84H213L212 85V87L211 88H208L207 87V83H205V82H203V83H205V84H201V85H197V87L195 88V89H193L191 92H189L188 94H183V95H177V93H176V86L181 82V81H183V80H187V82H189V81H191V80H194V79H196V77H197V75H198V73H196V77H195V75H194V77H193V75L192 74H195V73H193V72H189L188 74H191L192 75V77L193 78H190V76L187 74V76H188V78H187V76H184L183 78L181 77V76H179L178 78H174L173 76H174V73L172 74V76H170V77H172V78H166V79H168V80H164V78H163V76H162V78L163 79H159V80H163V85H162V87H157V88H155V86L151 83V81H153L154 80V78H156V77H149V78H147V79H150V80H145V82H144V79H143V81H140V79L142 80V78H137L140 82V84L138 83V84H136V85H134V86H132L131 84H128L127 82V80H129L128 78H122V84H120V83H118V84H115V79L113 80V77H116V75L115 76H112L111 78V80H110V83H111V86H112V92L115 94V96H114V99H116V102L114 103V99L112 100V95H107L108 97H110V99L112 100V102L110 101V99H109V104L108 103H106V105H111L112 107L111 108H109L108 110H107V112H108V116H107V119H109L108 117H109V115L111 114H114L115 115V117H113V116H110V119L109 120H106L107 121V124H109L110 123V121H112V124H109V125H111V129H113L115 132H117L116 134L119 136H117L116 134L114 135V133H113V130L111 131L110 130V128H108V127H106V128H108V131H110V132H112V135L110 134V132H109V134L110 135H108V137H105L103 134L104 133H102L101 135L102 136H104L103 138L105 139V138H107L106 140L108 141V143H105V141L103 140V138L101 137L100 138V136L99 137H97L96 135H98V130L100 129V128H102L103 129V123H102V121L103 120H100L101 119V117H99V116H97V114H96V116L98 117V119H97V117H96V119L95 120H93L92 119V122L93 123H95L94 125L92 124V122H91V120H90V122H91V124H92V126L91 125H89L90 124V122L89 123H87V122H84L85 124H87V125H89L90 127H88L89 129L91 128V127H95V129H98V130H96V134L93 132V129H94V127H93V129L91 130L94 134H95V136L94 135H92L93 133L86 127V128H84V130L83 131H85V133L83 134V137L85 136L87 139H85V137L83 138L84 140H85V144L83 143V142H81V144L83 143V146H87L86 144H88V142H89V144L92 146V145H95L96 146V144L95 143H97L98 142V140H100V139H102L103 141H104V144H103V146L105 147V148H103V149H105V151H104V153L106 152V153H108V152H110V150H111V148H112V146L115 144H117V147L116 146H113V147H115V148H112V149H115V150H117V151H115V153L116 154H114V153H112L113 152V150H112V154L114 155V157H116V158H122L123 160L125 159L127 162H128V165H130L129 164V162H132V161H135V160H138V162H140V163H143V168L141 167V169H143L144 171V173H143V175L142 174H139V176L140 175H142V176H140L139 178H142V180H144L143 181V183H144V185L143 186H140L141 188H140V192H141V194H140V199H136V201H135V205H138L136 208L139 210V215H138V212H137V215L135 214V215H132V216H134V217H130L129 218V220H130V225L128 226V227H132L131 229H133L134 230V238L132 237V239H134L133 241H132V243H131V245L129 246L128 244H125L124 242V238L123 237H119V235H118V232H116V233H110V234H106V235H104V234H101L100 232H98V234L97 235H95V233H94V230L95 229H93V238H95L96 239V242L94 241L93 242V240H95V239H91L92 240V242H93V244L95 245V246H98L100 249H98V250H96V248H95V246L93 245V246H89L90 248H87L88 250H86L87 251V253H86V255L85 256H82L81 257V259H80V263L81 264H86V263H88V264H99V261L101 262V260H103V258L104 257H106V256H108L109 255V257L111 256V259H109V261L106 263V264H153L154 262H156V260H157V263L158 262H162V264H170V263H168L167 261H174V263H175V260H176V255H177V258L179 259V261H177L175 264H178L180 261H182V260H184L185 261V263H183L184 261H182L181 263L182 264H199V263H197L198 261L200 262L201 260H199L201 257H208L209 259L211 258V260H213L214 261V259H215V261H218V260H221V258H223L224 259V257H219V259L217 260V258H218V254H219V252L221 251V248H219V247H222V250H223V252L222 253H224V252H226L225 254H229L230 252H231V250H233L232 248H234V246H236V242H230V241H233L234 239H235V236H234V238H230V236L229 237H227V236H225V235H229V234H227L228 232V230L226 231V233L225 234H223L222 236L224 237H222V238H219L220 236H221V234L222 233H224V231L226 230V229H231V230H229V233L231 232V236H233L235 233V235L236 236H240L238 233H239V230H240V228L242 229V227H244L243 225V222H245V220H243V219H240V218H243V217H246V215L247 214H244V213H247V209H245V210H242L243 211V213L242 212H239V211H241V209L239 208V210H238V212H237V209H238V207H236L235 205H237L238 203H237V201H236V203L234 202V200H241V201H244L245 199L244 198H246L247 196H249L250 197V195H247L248 193H249V191L250 190H252L253 189V187L256 185V187L257 188H259L258 186H257V183H259L261 180L262 181H264V165H263V163H264V156H262L261 154H262V152L264 151H261V156L259 155V154H257L256 153V151L258 150H261L263 147H264V139H262L263 138V134L264 133H262V134H260V135H262V136H257V135H255L254 133H250V131H249V127H248V124H247V120L248 119H246L245 117L246 116H244V115H246V114H248V112L250 113L251 111H255V112H257L256 114H261V115H263L264 116V109H263V107H264V103H263V100H264V74L262 73V72H260L261 70H259V76L258 77H260L261 76V74H263L262 76H263V78H258L257 77V75H256V78H252L253 76V73H251L250 75L252 76H250L249 75V77L250 78H248V80L250 79V82H252V83H254L251 87H255V89H257V91H258V88L260 87V89H259V93H258V97H257V101H256V99L252 102L248 97H246V98H244L243 96H242V93L240 92V90L238 91V93L240 92V94H238L237 93V91H235L234 89H238V88H235V87H233V83L231 84V81L232 80H230V79H232L231 77H233L230 73H228L230 76H224L223 77V73H221V72H224V71H218L217 69H216V71L219 73H221V74H218L216 71L214 72L213 70L212 71H209L210 69ZM246 68V67H245ZM263 68V67H262ZM159 71H160V69L161 68H157ZM201 69V68H200ZM230 69V68H229ZM258 69H260V68H258ZM117 70V69H116ZM119 70V69H118ZM117 70V71H118ZM120 70H122V69H120ZM153 70V69H152ZM168 70V69H167ZM242 70H244V69H242ZM114 71V70H113ZM200 71V72H199ZM199 71H197V72H199V75H200V73L202 72L201 70H199ZM209 71V72H208ZM101 72V71H100ZM161 72V71H160ZM172 72V71H171ZM170 72V73H171ZM212 72H214V73H216V75L218 74V76H219V78L215 75V74H212ZM264 72V71H263ZM119 73V72H118ZM166 73V72H165ZM203 73V74H202ZM201 74H202V78L203 77H206L207 78V76L205 75L206 73H205V70L202 72ZM205 73V74H204ZM261 73V74H260ZM79 74V73H78ZM113 74V73H112ZM117 74V73H116ZM134 74V73H133ZM209 74V75H208ZM223 74V75H222ZM156 75V74H155ZM160 75V74H159ZM176 75V74H175ZM204 75V76H203ZM210 75H211V77H212V75H214L216 78H214L213 77V79L210 77ZM226 75V74H225ZM234 75V74H233ZM101 76V75H100ZM177 76H178V74H177ZM201 76V75H200ZM235 76V75H234ZM73 77V76H72ZM130 77H131V75H130ZM144 77V76H143ZM161 77V76H160ZM176 77V76H175ZM248 77V76H247ZM254 77H255V74H254ZM197 78H199V77H197ZM211 78V79H210ZM236 78V77H235ZM73 79V78H72ZM75 79H77V78H75ZM93 79V78H92ZM102 79V78H101ZM101 79H100V81H101ZM110 79V78H109ZM108 79V80H109ZM121 79V78H120ZM124 79V80H123ZM146 79V78H145ZM99 80V79H98ZM107 80V78L106 79H102V81L104 82V86H105V84H106V82H108V81H106ZM113 80V81H112ZM189 80V81H188ZM198 80V79H197ZM208 80V81H207ZM81 81H82V79H81ZM90 81V80H89ZM99 81V83H100V85L102 84L101 82ZM130 81V80H129ZM158 81V80H157ZM201 81V80H200ZM246 81V80H245ZM94 82V81H93ZM96 82H97V80H96ZM196 82V81H195ZM117 83V82H116ZM145 83H147V84H145ZM197 83V82H196ZM120 84V85H119ZM135 84V83H134ZM149 84H150V86H149ZM157 84V83H156ZM161 84V83H160ZM176 84V85H175ZM219 84H220V87H221V89H220V87H218L217 89H216V87H215V90L216 91H212V92H210L209 90L210 89H212L214 86H219ZM249 84V83H248ZM92 85V84H91ZM103 85V84H102ZM101 85V86H102ZM107 85V84H106ZM145 85V86H144ZM147 85H148V87H147ZM209 85V84H208ZM83 86V85H82ZM97 86V85H96ZM95 86V88L96 89H98L97 87ZM101 86H99L100 88H102V89H105V88H103V87H101ZM108 86V85H107ZM153 86H154V88H153ZM179 86V85H178ZM211 86V85H210ZM236 86V85H235ZM241 86V85H240ZM259 86V87H258ZM76 87V86H75ZM257 87V88H256ZM98 89V92H100V95H102L103 94V96L101 97V96H99V95H97V94H95L94 95V92H96L97 93V91H95L94 90V92H93V95L95 96V99L97 98L96 97V95L97 96H99L98 98H100L101 97V100L100 99H96V100H98L99 101V103L101 104V101H103L102 99H103V97L104 98H106V96H104V93H103V91L104 90H102V89ZM135 88L137 89V90H135ZM234 88V89H233ZM241 88V87H240ZM243 88V87H242ZM107 89V88H106ZM105 89V90H106ZM111 89V88H110ZM175 89V90H174ZM254 89V90H255ZM70 90V89H69ZM84 90V89H83ZM101 90V91H100ZM178 90V89H177ZM73 91V90H72ZM77 91H79V90H77ZM76 91V92H77ZM90 91V90H89ZM115 91V92H114ZM235 91V92H234ZM69 92V91H68ZM75 92V91H74ZM102 92V93H101ZM171 92H172V94H171ZM66 93V92H65ZM244 93V92H243ZM249 93V92H248ZM251 93V92H250ZM252 93H254V92H252ZM99 94V93H98ZM110 94V93H109ZM177 95V96H175V97H177V100H179V98L180 99H184V102H187V101H185V99L186 98H188V99H190V100H188V101H192L193 103H195L196 104V107L199 105L200 107H197V108H199V110L200 111H202V110H206V111H204V113H199V114H197V115H191V114H189L188 113V108L189 107H187L188 106V103L189 102H187V105L186 104H184L183 102L182 103H179V102H181V101H183V100H179L178 101V103L174 100V96L173 95ZM257 94V93H256ZM260 94V95H259ZM25 95V94H24ZM92 95V96H93ZM170 95H172L174 98L172 99L171 97H170ZM184 95H185V97L187 96V95H189V96H191L192 97V99H191V97H189V96H187L186 98L184 97ZM10 96H12V95H10ZM112 96V97H111ZM179 96V97H178ZM18 97V96H17ZM116 97V98H115ZM250 97V96H249ZM11 98V97H10ZM9 98V99H10ZM66 98H68V97H66ZM94 98V97H93ZM248 98V101L246 100ZM259 98V99H258ZM69 99V98H68ZM107 99V100H108ZM174 100L175 102H173V103H171L170 102V100ZM171 100V101H172ZM97 101V102H98ZM64 102V101H63ZM62 102V103H63ZM79 102H80V100H79ZM95 102V101H94ZM106 101L104 100V103H105ZM111 102V103H110ZM61 103V102H60ZM67 103H69V102H67ZM74 103V102H73ZM103 103V102H102ZM103 103V104H104ZM99 104V105H100ZM113 104H115V106L113 107ZM231 104V107L233 108V109H236V110H238L237 112H239L241 115H239V118H237L238 120H240V123H238V124H240V125H236L234 122H233V117H234V115H233V117L230 115V113H229V111H228V108H229V105ZM59 105V104H58ZM62 105V104H61ZM185 105H186V107H185ZM191 105V104H190ZM189 105V106H190ZM207 105V106H206ZM54 106V105H53ZM63 106H65V105H63ZM68 106V105H67ZM91 106V105H90ZM96 106V105H95ZM100 106H104V105H100ZM209 106H210V109H209ZM55 107H56V105H55ZM75 107V106H74ZM202 107V108H201ZM207 107V108H206ZM230 107V108H231ZM64 108V107H63ZM69 108V107H68ZM98 108V107H97ZM96 108V109H97ZM105 108V107H104ZM103 108V109H104ZM160 108V109H159ZM201 108V109H200ZM231 108V109H232ZM67 109V108H66ZM87 109V108H86ZM232 109V110H233ZM71 110V109H70ZM87 110H89V108L87 109ZM87 110L85 111V109L83 110V114H85V113H87ZM95 110V109H94ZM93 110V111H94ZM165 111V112H159V111ZM231 110V111H232ZM251 110V111H250ZM61 111V110H60ZM64 111V110H63ZM75 111V110H74ZM77 111V110H76ZM75 111V112H76ZM91 111V110H90ZM99 111V110H98ZM97 111V112H98ZM101 111V110H100ZM105 111V110H104ZM158 111V112H157ZM177 111L180 115H181V117H180V119L178 118V116H179V114H178V116H177V122L175 123V121H176V119H175V115H177V114H175V112ZM235 111V110H234ZM234 111H232V113H234ZM260 111V112H259ZM67 112H69V110H67L66 112H64V113H67ZM72 113H74L73 111H71ZM94 112H96V111H94ZM96 112V113H97ZM106 112V113H107ZM191 112V111H190ZM259 112V113H258ZM71 113V114H72ZM137 113H139V115H142V113H143V115L142 116H144V117H140L139 118V115H138V117L136 116L137 115ZM160 113V114H159ZM55 114V117H56V114L57 113H54ZM59 114V113H58ZM70 113H67V116L69 115ZM75 114V113H74ZM88 114V113H87ZM157 114V115H156ZM183 114V115H182ZM258 115V116H260L259 118H261V115ZM92 115H93V118H94V113L92 112ZM104 115V114H103ZM117 115H118V118H117ZM122 116V117H125L126 119H124L125 120V122L127 121V119H128V121L129 122H126V123H124V124H121L120 123V121L122 122V118H120V116ZM151 115H153V116H151ZM157 117L158 115H159V117H160V120H161V118H163L162 120H161V122H160V120L158 121V123H151V121L150 120H148V121H150V123L146 120V119H148V118H150V119H154V120H156V121H152V122H157V120H158V118L157 119H155L156 117ZM161 115V116H160ZM248 115H250V114H248ZM251 115H252V113H251ZM65 116H66V114H65ZM66 116V117H67ZM70 116V115H69ZM76 117L77 118V116H78V113L77 114H75V115H71V117ZM83 116V115H82ZM87 116V115H86ZM90 116V115H89ZM135 116V117H134ZM258 116H256V117H258ZM54 117V116H53ZM52 117V118H53ZM64 117V116H63ZM91 117V116H90ZM111 117H113V119H115V120H117V119H121V120H119V124H118V120L117 121H115V120H113ZM133 117V118H132ZM151 117H153V118H151ZM248 118H249V116H247ZM69 118V119H68ZM76 118H73V119H76ZM134 118H138L137 119V122L135 121L136 119H134ZM236 118H235V120H236ZM263 118V117H262ZM63 119V118H62ZM67 119L68 120H72V118H70V117H67ZM103 119V118H102ZM142 119H144V120H142ZM179 119V120H178ZM241 119H242V121H241ZM264 119V118H263ZM100 120V121H99ZM141 120V121H140ZM256 120H258V119H256L255 118V121ZM58 121V120H57ZM70 121H69V123H70ZM75 121H77V119L75 120ZM75 121H73L72 120V122L74 123ZM84 121V120H83ZM96 121V122H95ZM108 121H109V123H108ZM135 121V122H134ZM140 121V122H139ZM162 121H163V123H162ZM249 121H252V120H249ZM56 122V121H55ZM63 121H61V123H62ZM65 122V121H64ZM67 122V121H66ZM124 122V121H123ZM122 122V123H123ZM160 122V123H159ZM238 122V121H237ZM254 122V121H253ZM76 123V122H75ZM74 123V125H72V124H70L71 126H75L74 128L72 127V129L74 130V131H76L75 129H78V126L76 125ZM83 123V122H82ZM99 123H101V126H100V124ZM129 123V124H128ZM162 123V124H161ZM64 124V123H63ZM62 124V125H63ZM85 124H84V127H85ZM262 124H264V123H262ZM83 125V124H82ZM86 125V126H87ZM97 125H99L98 127H97ZM65 126V125H64ZM70 126V127H71ZM77 126V127H76ZM80 126V125H79ZM237 126V127H236ZM60 127H62V126H60ZM81 127V126H80ZM100 127V128H99ZM236 127V128H235ZM82 129H83V127H81ZM81 128H79L80 130H81ZM233 128H235V129H237L236 130V132L239 130V132H242V133H246V134H242V135H239L240 133L238 132L237 134L236 133H231V132H235L234 130H233ZM60 129V128H59ZM79 129L77 130V131H79ZM86 129V130H85ZM101 129V130H102ZM246 129H248V130H246ZM258 129V128H257ZM260 129H262V128H260ZM68 130V129H67ZM88 130V131H87ZM228 130V131H227ZM231 130H233V131H231ZM242 130V131H241ZM105 131V130H104ZM107 131V132H108ZM223 131H226L225 132V134L227 133V135H229V136H231V134H233V136L235 135V137L236 136H238V139L240 140H243V137H245V138H248V139H245L244 138V140H243V142H244V144H246V145H244L243 143V145L241 144V140H240V145L238 144V139H235L234 137H232L231 136V138L229 137V136H226L224 133H223ZM231 131V132H230ZM246 131H249V132H246ZM263 131V130H262ZM81 132V131H80ZM88 132H89V134H91L90 136H91V138H92V140H91V138H88V136H87V134H88ZM91 132V133H90ZM99 132H100V130H99ZM229 133V134H228ZM231 133V134H230ZM106 134V133H105ZM221 134L223 135V136H221ZM56 135H58V134H56ZM65 135V134H64ZM76 135V134H75ZM116 136L117 137V139L114 137V139H113V141H115V139H116V142H118V143H114L113 141L111 142L110 140L112 139V137L111 136ZM220 135V136H219ZM227 137V139L225 140V136ZM249 136V137H246V136ZM68 136V135H67ZM89 136V137H90ZM135 136V137H134ZM240 136V137H239ZM241 136H242V138H241ZM98 138V140L97 139H95V138ZM111 137V138H110ZM224 139H222V138ZM260 139L259 141L258 140H256V139H258V138ZM262 137V138H261ZM64 138V137H63ZM76 138V137H75ZM95 139V141H94V139ZM100 138V139H99ZM133 138H135L136 140H142V141H140V143L138 142H135L136 140L135 139H133ZM237 138V137H236ZM90 139V140H89ZM118 139H120V140H118ZM220 139V140H219ZM256 142H254L253 140ZM263 141H262V140ZM54 140V139H53ZM57 140H59V139H57ZM66 140V139H65ZM82 140V139H81ZM223 141V143L224 144H227V147H229V148H224L223 146V149H222V147H221V144L223 145V143H222V141ZM231 140L233 141H236L237 142V144H235L234 142H231ZM248 142H247V141ZM56 141V140H55ZM62 141V140H61ZM83 141V140H82ZM90 141L93 143H90ZM106 141V142H107ZM110 141V142H109ZM132 141H134L135 142V144L134 143H132ZM59 142H60V140H59ZM95 142V143H94ZM99 142H101V140L99 141ZM99 142L97 143V146H98V144H99ZM245 142H247V143H245ZM46 143V142H45ZM63 144H64V142H62ZM70 143V142H69ZM111 143H113V145L111 144ZM221 143V144H220ZM254 143L256 144V145H254ZM88 144V145H89ZM140 144V145H139ZM220 144V145H219ZM251 144V146L248 148V146ZM257 144H259L260 145V147H259V149L258 148H256V146L258 147L259 145H257ZM53 145V144H52ZM56 145H57V142H56ZM89 145V146H90ZM101 145V144H100ZM106 145V146H105ZM136 145H138V146H136ZM102 146V147H103ZM220 146V147H219ZM226 146V145H225ZM256 148H254V147ZM59 147V146H58ZM78 147H79V145H78ZM101 147V146H100ZM101 147V148H102ZM246 147L248 148V149H246ZM251 147H253V148H251ZM262 147V148H261ZM55 148V147H54ZM91 149L93 148V147H90ZM219 148H221V150L219 149ZM57 149V148H56ZM95 149H96V147H95ZM109 149V150H108ZM225 149L227 150L226 152H225ZM74 150V149H73ZM90 150V149H89ZM88 150V151H89ZM222 150H223V152L224 153H222ZM256 150V151H255ZM63 151V150H62ZM94 151V150H93ZM108 151V152H107ZM257 151V152H258ZM61 153V152H60ZM89 153H90V151H89ZM94 153V152H93ZM105 153V154H106ZM219 153V155H216V154H218ZM258 153H260V151L258 152ZM264 153V152H263ZM6 154V153H5ZM64 154V153H63ZM66 154V153H65ZM82 154V153H81ZM104 154V155H105ZM109 154V153H108ZM73 155V154H72ZM110 155V154H109ZM259 155V156H258ZM264 155V154H263ZM83 156V155H82ZM94 156V155H93ZM98 156H100L99 154H98ZM108 156V155H107ZM33 157V156H32ZM68 157V156H67ZM89 157V156H88ZM102 157V156H101ZM259 157H261V158H259ZM8 158H9V156H8ZM7 158V159H8ZM11 158V160L12 159H17V157L16 156H11L10 157ZM52 158H53V156H52ZM60 158V157H59ZM96 158V157H95ZM158 158H161V162L162 163H159L158 162ZM185 158V159H184ZM217 158V159H216ZM6 159V160H7ZM29 159H31V158H29ZM69 159H70V157H69ZM68 159V160H69ZM91 159V158H90ZM98 159V158H97ZM115 159V158H114ZM181 159V164H182V166H186L187 167V170H185V172L183 173V170L184 169H182V174H181V172L179 173V171L180 170H178V168L176 167L177 165H176V163L179 161ZM183 159V160H182ZM89 160V159H88ZM93 160V159H92ZM108 160H109V158H108ZM13 161V160H12ZM28 161V160H27ZM69 161H71V160H69ZM85 161H86V159H85ZM5 162V161H4ZM88 162V161H87ZM126 162V163H127ZM137 162V163H138ZM180 162V161H179ZM7 163H9V162H6V164ZM77 163V162H76ZM80 163V162H79ZM86 163V162H85ZM134 163V162H133ZM132 163V164H133ZM218 163V164H217ZM5 164V165H6ZM69 164V163H68ZM68 164H64V163H53L51 166L49 165V166H42V168H45V169H42L41 167L40 168H38L37 169V171H38V173L40 174V173H43V174H50V175H54V177H55V175H60V174H62V173H65V172H69V171H72V170H70L69 168H73V166H72V164L70 165V166H67ZM75 164V163H74ZM93 165V164H92ZM72 166V167H71ZM85 166V165H84ZM90 166V165H89ZM125 166V165H124ZM130 166H132V165H130ZM137 166V165H136ZM135 166V167H136ZM138 166H140V165H138ZM263 166V167H262ZM48 169H47V168ZM74 167H75V165H74ZM79 167V166H78ZM83 167V166H82ZM126 167V166H125ZM217 167H218V170H217ZM261 167H262V169H261ZM76 168V167H75ZM96 168H98V167H96ZM102 168H103V166H102ZM106 168V167H105ZM137 168V167H136ZM135 168V169H136ZM181 168V167H180ZM74 169V168H73ZM100 169V168H99ZM139 169V168H138ZM103 170V169H102ZM108 170V169H107ZM125 170H129V168L128 169H125ZM140 170V169H139ZM234 170V171H233ZM261 170H263V171H261ZM80 171V170H79ZM90 171V170H89ZM100 171V170H99ZM141 171V170H140ZM139 171V172H140ZM219 171H220V173H219ZM81 172V171H80ZM93 172V171H92ZM136 172H137V170H136ZM138 172V173H139ZM237 172H238V175H237ZM70 173V172H69ZM86 173V172H85ZM89 173V172H88ZM142 173V172H141ZM230 174V173H234L233 175H237V176H239V177H236V179L237 178H240V180L242 179V181L244 182V185H241V184H243V182L241 183L240 182V180H238L237 179V181L238 182H236V184H234V186L233 187H236L237 188V190H239L238 192L235 190V188L234 189H232V190H230V192L228 193V192H226V190H225V188L229 185L230 187H231V184H226L225 183V185H227L225 188H223L222 186H225V185H223V183H221L222 181H223V179L224 178H226L227 176H229V175H227L226 176V174ZM74 174H76L75 172H74ZM84 174V173H83ZM102 174V173H101ZM221 174H224V176L223 175H221ZM79 175H81L80 173H79ZM231 175V174H230ZM63 176H66V175H63ZM69 176V175H68ZM134 176H135V174H134ZM224 177L222 180H221V182H219V180L217 181V179H218V177H219V179L220 178H222V177ZM57 177V176H56ZM55 177V178H56ZM90 177H91V175H90ZM136 177V176H135ZM250 177H251V179H250ZM74 178V177H73ZM95 178V177H94ZM131 178V177H130ZM203 178H206V180H203ZM232 178V177H231ZM253 178V179H252ZM14 179V178H13ZM18 179V178H17ZM22 179V178H21ZM20 179V180H21ZM66 179V178H65ZM75 179V178H74ZM86 179V178H85ZM97 179H98V177H97ZM228 179V178H227ZM244 179H248L247 180V182H248V187L250 188L251 186H252V184H250V181H249V179L250 180H256L254 183V186L253 187H251L250 189H248V187H246V188H243V187H245V185H246V183L247 182H245V180ZM11 180H12V178H11ZM68 180V179H67ZM82 180V179H81ZM94 181L96 180V178L95 179H93ZM214 180L216 181L215 182V184H217L216 185V187L217 188H221L222 187V189H220L221 190V192H218V191H220V190H218L216 187H215V184H214ZM260 180V181H259ZM23 181H24V178H23ZM39 181V180H38ZM52 181V180H51ZM60 181H61V179H60ZM77 181V180H76ZM86 181V180H85ZM92 181V180H91ZM225 181H227L226 179H225ZM258 181V182H257ZM14 182V181H13ZM17 182V181H16ZM62 182V181H61ZM65 182V181H64ZM88 182V181H87ZM138 182V181H137ZM142 182V181H141ZM228 182H230V181H228ZM234 182V181H233ZM252 182V183H253ZM15 183V182H14ZM84 183V182H83ZM219 183H221L220 185H218ZM263 182H261V185H260V183H259V186L261 187L263 184H262ZM12 184V183H11ZM19 184V183H18ZM22 184V183H21ZM24 184H26V183H24ZM42 184V183H41ZM65 184H67L66 182H65ZM75 184V183H74ZM91 184V183H90ZM140 184V183H139ZM187 184L189 185L190 184V189H191V195L189 194V192H187L186 190L187 189H189V187L187 186ZM250 184V185H249ZM33 185V184H32ZM39 185V184H38ZM62 185V184H61ZM77 185H79L78 183H77ZM12 186V185H11ZM26 186V185H25ZM41 186V185H40ZM39 186V187H40ZM53 186V185H52ZM63 186H64V184H63ZM87 186V185H86ZM96 186V185H95ZM186 186L188 187V188H186ZM219 186V187H218ZM243 186V187H242ZM247 186V185H246ZM264 186V185H263ZM262 186V187H263ZM30 188H31V186H29ZM51 187V186H50ZM62 187V186H61ZM65 187V186H64ZM92 187V186H91ZM100 187V186H99ZM229 187V188H230ZM233 187H231V188H233ZM242 187V188H241ZM260 188V189H258V190H261V192L260 191H258L259 193L257 194V196H264V195H260V194H263L264 193V188ZM33 188V187H32ZM36 188V187H35ZM41 188V187H40ZM79 188V187H78ZM93 188V187H92ZM217 189V192H216V190L215 189ZM228 187L226 188V189H229ZM63 189V188H62ZM81 189V188H80ZM84 189H85V187H84ZM155 189V191H153ZM243 189H247L248 190V193L245 195L244 194V191H243ZM255 189V188H254ZM253 189V191H254V193L256 192L255 190H257V189H255L254 190ZM262 189H263V191H262ZM14 190V189H13ZM49 190V189H48ZM64 190V189H63ZM236 191L237 193H240L241 192V194H242V191H243V194H244V196L243 195H239L240 196V199L238 198V197H236V195L238 196V194H236V195H234L235 194V192H234V194L232 195V191ZM241 190V191H240ZM12 191V190H11ZM18 191H19V189H18ZM24 191V190H23ZM42 191V190H41ZM55 191V190H54ZM72 191V190H71ZM95 191V190H94ZM98 191V190H97ZM96 191V192H97ZM101 191H103V190H101ZM183 191H186L187 193H185V192H183ZM189 191V190H188ZM228 191V190H227ZM246 191V190H245ZM8 192H10V190H8ZM28 192V191H27ZM26 192V193H27ZM32 192H34V191H32ZM38 192H40V191H38ZM60 192V191H59ZM139 192V193H140ZM247 192V191H246ZM263 192V193H262ZM5 194H6V192H4ZM13 193V192H12ZM20 193L22 194V192L20 191ZM37 193V192H36ZM42 193H43V191H42ZM51 193V192H50ZM86 193V192H85ZM113 193V192H112ZM114 193H115V195L117 196L118 195V193H120V190L117 188L115 191H114ZM231 193V194H230ZM250 193L252 194V192L250 191ZM249 193V194H250ZM253 193V195H255ZM9 194V193H8ZM7 194V195H8ZM17 194V193H16ZM24 194L25 193H23V196H24ZM46 194H47V192H46ZM54 194V193H53ZM52 194V195H53ZM60 194V193H59ZM87 194V193H86ZM101 194V193H100ZM10 195V194H9ZM32 195H33V193H32ZM63 195V194H62ZM90 195V194H89ZM134 195V194H133ZM141 195H143V196H141ZM253 195H251L252 196V198H253ZM4 196V195H3ZM97 196V195H96ZM113 196V195H112ZM136 196V195H135ZM234 196V197H236L237 199H235V198H232V197ZM5 197V196H4ZM3 197V198H4ZM34 197V196H33ZM44 197V196H43ZM66 197V196H65ZM115 197V196H114ZM119 197V196H118ZM132 197V196H131ZM241 197H243V198H241ZM249 197H247L246 199L247 200H249V201H254L253 203L252 202H249V201H245V202H243V206H241L240 204V206H241V208H243L246 204H251L252 203V205H250V208H251V206H253V204L254 203H256L257 201H258V199H260V197L257 199L256 197H254L253 199H251V197H250V199H249ZM6 198V197H5ZM18 198V197H17ZM24 198V197H23ZM28 198V197H27ZM38 198V197H37ZM68 198V197H67ZM83 198V197H82ZM90 198H92V196L90 197ZM97 198V197H96ZM139 198V197H138ZM230 198L231 199H234V200H230ZM0 199H1V197H0ZM12 199V198H11ZM47 199V198H46ZM65 199V198H64ZM86 199H88V198H86ZM95 199V198H94ZM101 199H102V197H101ZM112 199V198H111ZM115 199V198H114ZM256 199H257V201H256ZM263 199V198H262ZM261 199V200H262ZM21 200V199H20ZM28 200H29V198H28ZM69 200V199H68ZM78 200H80V199H78ZM107 200V199H106ZM105 200V201H106ZM117 200V199H116ZM133 200V199H132ZM261 200L258 202L259 203V206L257 207L256 206V204H254L255 206H256V209H255V207H253V209L251 210V213L252 214H254V215H252V217H254L257 213H255V211H257L258 212V216H255L253 219H250V218H248L249 220H253V222H249V220H247L246 219V222H247V225H249V227L248 226H246V228L247 229H245V227H244V229H242V230H244V231H242V230H240L241 231V238L243 237L244 239H246V238H248V237H246V236H249V237H251L250 239H249V241L250 242H254L255 243V241L257 242V241H259V239L260 240H263L264 239V237H262V236H264L263 234V230H264V228H263V226L261 225V224H264V218H263V216H264V199L262 200V202H261ZM3 201V200H2ZM2 201H1V203H2ZM72 201V200H71ZM85 201V200H84ZM233 202V204H231V205H233V207L234 208H236V212H234V211H232L234 208L233 207H230V206H228V210H229V212H230V214L231 215H233L234 213H236V214H234L233 216H227L226 214H228L229 215V213H228V210H227V204L229 205V202ZM18 202V201H17ZM16 202V203H17ZM52 202V201H51ZM96 202V201H95ZM111 202H115V205H114V207H115V211H114V207H113V205L111 206V208L113 209V211L114 212H119V211H122V210H124L125 209V205L121 202V200H119V201H111ZM130 202V201H129ZM94 203V202H93ZM96 203H98V202H96ZM96 203L94 204V205H96ZM246 203V204H245ZM257 203V204H258ZM22 204H23V202H22ZM21 204V205H22ZM26 204V203H25ZM51 204V203H50ZM110 205H111V203H109ZM112 204H114V203H112ZM128 204V203H127ZM126 204V205H127ZM18 205V204H17ZM20 205V204H19ZM21 205H20V209L22 208L21 207ZM29 205V204H28ZM35 205V204H34ZM84 205V204H83ZM98 205H99V214L101 213L100 211H101V209H102V211H104L103 210V208L105 207V208H107V205H105L104 207H103V204H102V201L101 200H99V203H98ZM239 205H237V206H239ZM249 205H246V208H247V206L249 207ZM1 207H0V264H9L10 262H12V261H14L13 260V255H12V252L16 249V247H18V246H15L14 244H16L17 243V240H19V239H17V235H15L16 234V232L15 233H13V231L12 230H10V232L8 231V232H6V231H4V230H2L3 228H4V226L2 227L1 225H2V222L4 223L3 225H7V224H11L10 223V220H11V214H13V213H16V211H18L19 210V207H17V206H15L14 205V203L12 204V203H9V204H4L3 203V205H0ZM239 206V207H240ZM28 207V206H27ZM96 207V206H95ZM151 207V210L149 209V208ZM26 208V207H25ZM33 208V207H32ZM58 208V207H57ZM85 208V207H84ZM135 208V209H136ZM225 208H226V210H227V212H226V210H225ZM36 209V208H35ZM39 209H41V208H39ZM43 209V208H42ZM94 209V208H93ZM96 209H97V207H96ZM140 209L142 210V212H145V213H143V215L141 214L140 215V213H142V212H140ZM230 209H232V210H230ZM244 209V208H243ZM255 209V210H254ZM52 210V209H51ZM137 210V211H138ZM26 211H27V209H26ZM49 211V210H48ZM85 211V210H84ZM97 211V210H96ZM128 211V210H127ZM234 212L233 214H232V212ZM244 211H246V212H244ZM21 212V211H20ZM39 212H40V210H39ZM68 212V211H67ZM86 212V211H85ZM136 212V211H135ZM148 212V213H147ZM225 212V213H224ZM254 212V213H253ZM82 213V212H81ZM80 213V214H81ZM131 213V212H130ZM240 213H241V215H240ZM27 214V213H26ZM35 214V213H34ZM37 214V213H36ZM68 214V213H67ZM91 214H92V212H91ZM96 214V213H95ZM95 214H93V216L95 215ZM133 214V213H132ZM18 215H19V213H18ZM73 215V214H72ZM81 215H83V214H81ZM98 215V214H97ZM126 215H127V213H126ZM236 215H238V218L237 219H239V221H241V223L239 222V221H235L236 220ZM244 215V216H243ZM248 215L250 216V214L248 213ZM48 216V215H47ZM52 216V215H51ZM56 216V215H55ZM80 216V215H79ZM88 216V215H87ZM96 216V215H95ZM228 218H227V217ZM234 216H236L235 217V219H234ZM239 216H240V218H239ZM15 217V216H14ZM13 217V218H14ZM104 217V216H103ZM123 217V216H122ZM230 217H231V219H230ZM16 218V217H15ZM80 218H82V217H80ZM83 218H84V216H83ZM36 219V218H35ZM44 219V218H43ZM49 220H50V218H48ZM96 219H97V217H96ZM102 219V218H101ZM101 219H100V221H101ZM125 219H127V218H125ZM245 219V218H244ZM15 220H17V218L15 219ZM55 220V219H54ZM64 220V219H63ZM81 220H83V219H81ZM85 220H86V218H85ZM84 220V221H85ZM103 220V219H102ZM121 220V219H120ZM128 220V219H127ZM263 220V221H262ZM69 221V220H68ZM89 221H91V219L89 220ZM243 221V222H242ZM52 222V221H51ZM124 222V221H123ZM245 222V223H246ZM260 222H261V224H260ZM263 222V223H262ZM15 223V222H14ZM43 223V222H42ZM59 223V222H58ZM88 223V222H87ZM126 223V222H125ZM46 224V223H45ZM62 224V223H61ZM128 224V223H127ZM242 224V225H241ZM257 224H259L258 226H257ZM56 225V224H55ZM89 225V224H88ZM103 225V224H102ZM119 225V224H118ZM121 225V224H120ZM186 225H188V226H186ZM220 225L221 227L224 225H226L227 226V228L226 227H223V228H221V230H220V227L218 228V226ZM238 225H240V227L238 226ZM257 226L259 229H260V225L262 226L261 227V234L262 235H260V231L258 230L257 231V228H256V230L254 229L253 230V228H254V226ZM12 226V225H11ZM52 226V225H51ZM63 226V225H62ZM98 226V225H97ZM106 226V225H105ZM123 226H125V225H123ZM161 226H166L165 228H167V226H168V229H170V228H173L174 229V227L175 228H177V229H179V230H177L176 229V233L178 232V231H180V230H182V228H184V226H185V228L186 227H188L187 229H183L182 231H180V232H178L177 233V235H176V238L174 239V241H172L173 239H171V240H167V238H163V239H161V240H155V239H153L152 237L154 236V235H150V234H152V233H150V230H151V228L152 229H155L156 227H161ZM174 226V227H173ZM179 226H181L182 228L180 229V227ZM5 227H7L8 228V226H5ZM43 227V225L41 226V228ZM65 227V226H64ZM89 227H90V225H89ZM88 227V228H89ZM92 227V226H91ZM164 227H162V228H159V229H163ZM170 227V228H169ZM9 228H10V226H9ZM48 228V227H47ZM55 228V227H54ZM164 228V229H165ZM214 228H217V229H219V232L218 231H216V234H218L217 236H219L218 237V239H220V241H221V239H224V241H217L218 239L216 238H212L211 237V234L213 233V231H214ZM6 229V228H5ZM10 229H12V228H10ZM57 229V228H56ZM156 229H158V228H156ZM155 229V230H156ZM163 229V230H164ZM222 229L224 230V231H222ZM9 230V229H8ZM14 230V229H13ZM60 230V229H59ZM172 230V229H171ZM175 230V229H174ZM12 231V232H11ZM15 231V230H14ZM99 231V230H98ZM167 231V230H166ZM222 231V232H221ZM255 231V232H254ZM87 232H88V230H87ZM96 232V231H95ZM101 232H102V230H101ZM119 232H121V231H119ZM151 232H153V230L151 231ZM168 232V231H167ZM218 232V233H217ZM221 232V233H220ZM246 232V233H245ZM256 232H258L259 233V235H260V237L261 238H258V240H256L257 239V237H259L257 234L258 233H256ZM53 233V232H52ZM90 233V232H89ZM92 233V232H91ZM133 233V232H132ZM175 233V232H174ZM173 232H172V234H174ZM242 233L244 234L243 236H242ZM249 233V234H248ZM254 233H256L255 235H257V237H254V236H252V234H254ZM245 234H247L246 236H245ZM33 235H34V233H33ZM40 235V234H39ZM103 235V236H102ZM115 235H118V236H115ZM120 235H121V233H120ZM132 235V234H131ZM251 235V236H250ZM36 236V235H35ZM34 236V237H35ZM38 236V235H37ZM106 236V237H105ZM26 237V236H25ZM24 237V239H27V237L25 238ZM30 237V236H29ZM175 237V236H174ZM205 237H207V238H205ZM211 237V238H210ZM225 237L228 239V242H230L229 243V248H224L225 247V245L227 244V239L225 240ZM38 238V237H37ZM162 238V237H161ZM204 238V240H202ZM239 239H237V240H240V237H238ZM242 238V239H243ZM17 239V240H16ZM169 239V238H168ZM202 240V241H204L205 243H201V244H205L204 245V247H200L199 248V246L197 247V245H198V243H199V240ZM213 239H215V242H220L218 245L216 244L215 246H214V244H215V242H213ZM229 239H230V241H229ZM231 239H233V240H231ZM243 239V240H244ZM35 240V239H34ZM75 240V239H74ZM80 240V239H79ZM237 240H235V241H237ZM248 240V239H247ZM247 240H245V241H247ZM28 241V240H27ZM84 241V240H83ZM82 241V242H83ZM88 241H90V240H88ZM87 241V242H88ZM264 241V240H263ZM263 241H260L258 244H254L253 242V244L254 245H257V247H258V249H259V251H258V249L257 250H254V249H256V246H254L255 248L253 249V248H251V249H249V250H253V251H250V255H251V252H252V257H250V258H254V256H253V254H254V252H256V254H258V256L260 255V253H261V251H263V249L260 247V246H262L263 244L261 243V242H263ZM19 242V241H18ZM130 242V241H129ZM212 242V243H211ZM225 242H226V244H225ZM239 242V241H238ZM237 242V243H238ZM43 243V242H42ZM46 243V242H45ZM77 243V242H76ZM224 243V244H223ZM246 243V242H245ZM41 244V243H40ZM44 244V243H43ZM69 244V243H68ZM208 244V245H207ZM223 246H222V245ZM235 244V245H234ZM239 244V243H238ZM253 244L251 245V243H250V245H251V247H253ZM260 244H262V245H260ZM33 245V244H32ZM85 245V244H84ZM91 245H92V243H91ZM207 245V246H206ZM221 245V246H220ZM231 245H234V246H232L231 247ZM246 245H248V247H250L249 246V244H247L246 243ZM260 245V246H259ZM42 246V245H41ZM50 246V245H49ZM48 246V247H49ZM218 246V247H217ZM39 247V246H38ZM43 247H44V245H43ZM84 247V246H83ZM97 247V248H98ZM216 247H217V249L218 250H216ZM227 247V246H226ZM237 247V246H236ZM235 247V248H236ZM243 247V246H242ZM262 247H264V245L262 246ZM52 249L53 250V252H54V250H56L58 247H57V243L56 244H53V245H51L50 247H49V249ZM69 248V247H68ZM207 248V249H206ZM224 248V249H223ZM231 248V249H230ZM234 248V249H235ZM71 249V248H70ZM76 249V248H75ZM220 249V250H219ZM229 249H230V251H229ZM85 250V249H84ZM98 252H96V251ZM99 250L100 251H102L103 250V252L104 253H102V255L99 257L98 255H99ZM207 250V251H206ZM228 250V251H227ZM18 251V250H17ZM64 251H65V249H64ZM67 251H68V249H67ZM170 251H172V252H174L176 255L174 256L173 255V260H172V258L170 257V256H168V254L167 253H169V255L171 254H174V253H170ZM218 251V252H217ZM243 252H244V250H242ZM241 251V252H242ZM248 251V250H247ZM50 254H52V251L50 250ZM70 252H71V250H70ZM83 252H85V251H83ZM82 252V253H83ZM167 252V253H166ZM178 254H177V253ZM206 252V253H205ZM227 252H229V253H227ZM246 252V251H245ZM244 252V253H245ZM15 253V252H14ZM18 253H20V252H18ZM43 253V252H42ZM57 253V252H56ZM65 253V252H64ZM78 253V252H77ZM231 253H234V250H233V252H231ZM230 253V255H236L235 253L234 254H231ZM238 253V252H237ZM58 254V253H57ZM204 254H207V255H204ZM243 254V253H242ZM248 254V253H247ZM18 255V254H17ZM46 255V254H45ZM77 255V254H76ZM164 255H166V256H168L167 257V259H164V258H166V256H164ZM199 255H201V256H199ZM203 255V256H202ZM217 257H216V256ZM221 255V254H220ZM255 255V254H254ZM16 256V255H15ZM50 256V255H49ZM63 256V255H62ZM196 256H199V259L196 257ZM215 257L214 259H213V257ZM239 256V255H238ZM262 256H264V251L261 253V257ZM64 257V256H63ZM78 257V256H77ZM164 257V258H163ZM171 258L170 260L168 259V258ZM196 257V258H195ZM242 257V256H241ZM261 257L259 256V258H257V256H256V259H254V261L256 260L257 261V259L258 260H260L261 259ZM192 258V259H191ZM194 258H195V260H194ZM202 258V259H203ZM225 258H226V256H225ZM231 258H232V256H231ZM231 258H229V259H231ZM235 258V257H234ZM239 258L240 257H238V260H239ZM262 258H264V257H262ZM57 259V258H56ZM78 259V258H77ZM177 259V260H178ZM181 259V260H180ZM233 259V258H232ZM236 259V258H235ZM246 259V258H245ZM244 259V260H245ZM249 259V258H248ZM159 260V261H158ZM196 260H197V262H196ZM227 260H228V257H227ZM234 260V259H233ZM232 260V261H233ZM241 260V259H240ZM247 260V259H246ZM16 261V260H15ZM70 261H71V259H70ZM232 261H230L229 260V262H231L232 263ZM250 261H252V260H250ZM261 261V260H260ZM262 261H264V259L262 260ZM30 262V261H29ZM33 262V261H32ZM41 262V261H40ZM160 262V263H161ZM203 263H204V261H202ZM210 262H212V261H210ZM228 262V263H229ZM247 262H248V260H247ZM258 262V261H257ZM12 263H14V262H12ZM65 263H66V261H65ZM105 263V262H104ZM104 263H102V264H104ZM156 263V264H157ZM159 263V264H160ZM180 263V264H181ZM216 263V262H215ZM254 263V262H253ZM259 263H261V262H259ZM262 263H264V262H262ZM24 264V263H23ZM33 264V263H32ZM75 264V263H74ZM79 264V263H78ZM172 264H173V262H172ZM206 264V263H205ZM232 264H238L237 263V261L236 262H234L233 261V263ZM248 264V263H247Z\"/></svg>", "mask_w": 264, "mask_h": 264}]
</instances>
